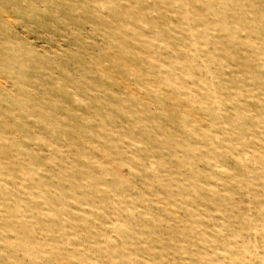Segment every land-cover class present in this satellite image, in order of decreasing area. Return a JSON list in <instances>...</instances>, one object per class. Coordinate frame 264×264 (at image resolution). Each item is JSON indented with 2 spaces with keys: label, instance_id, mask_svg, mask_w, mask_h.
I'll list each match as a JSON object with an SVG mask.
<instances>
[{
  "label": "rangeland",
  "instance_id": "rangeland-1",
  "mask_svg": "<svg viewBox=\"0 0 264 264\" xmlns=\"http://www.w3.org/2000/svg\"><path fill=\"white\" fill-rule=\"evenodd\" d=\"M0 264H264V0H0Z\"/></svg>",
  "mask_w": 264,
  "mask_h": 264
}]
</instances>
